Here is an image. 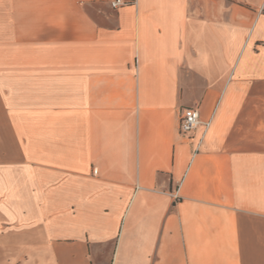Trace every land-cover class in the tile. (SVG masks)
Returning <instances> with one entry per match:
<instances>
[{
  "label": "crops",
  "instance_id": "crops-1",
  "mask_svg": "<svg viewBox=\"0 0 264 264\" xmlns=\"http://www.w3.org/2000/svg\"><path fill=\"white\" fill-rule=\"evenodd\" d=\"M111 1L0 0V264H264V0Z\"/></svg>",
  "mask_w": 264,
  "mask_h": 264
},
{
  "label": "built area",
  "instance_id": "built-area-1",
  "mask_svg": "<svg viewBox=\"0 0 264 264\" xmlns=\"http://www.w3.org/2000/svg\"><path fill=\"white\" fill-rule=\"evenodd\" d=\"M133 0H112L111 7L118 9L127 5L134 4ZM200 125H204L205 129L208 130L211 126V122L202 123L200 119V112L197 108H186L181 112L179 129L180 133L187 136L194 132ZM178 191L175 193V197L178 199Z\"/></svg>",
  "mask_w": 264,
  "mask_h": 264
}]
</instances>
